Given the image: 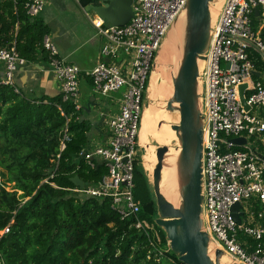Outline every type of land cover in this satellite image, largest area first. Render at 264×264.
Wrapping results in <instances>:
<instances>
[{
    "label": "built area",
    "instance_id": "built-area-1",
    "mask_svg": "<svg viewBox=\"0 0 264 264\" xmlns=\"http://www.w3.org/2000/svg\"><path fill=\"white\" fill-rule=\"evenodd\" d=\"M187 1L134 0L133 18L124 26L106 25L99 17L91 19L103 43L97 66L85 76L91 80L94 93L102 97L119 93L121 98L117 102L118 113H99L106 129L104 142H89L88 149L85 147L81 153L91 167L94 160L105 163L107 173L96 183H85L83 189L76 186L68 190L77 197L111 199L122 218L135 217V227L143 231L145 227L137 217L141 207L134 196L142 101L157 55ZM44 6V0H28L27 13L39 16ZM256 11L264 19V0H225L213 17L212 38L200 65L204 116L203 230L210 236V252L223 250L228 264H264V157L257 150V137L264 134V81L255 78L257 68L250 56L253 47L245 41L254 42L264 51V42L252 28ZM42 44L49 67L61 84L62 100L75 105L77 112L84 111L79 101L80 69L61 57L50 35L44 37ZM27 63L15 47L1 48L0 84L13 86L19 92L15 74ZM244 84L250 110L243 107L240 98L239 88ZM239 137L246 138L247 143L241 146L242 150H233L236 145L231 139ZM70 141L66 127L60 154L52 161L51 178ZM236 203L242 205L241 223L233 216ZM9 231L8 226L1 235Z\"/></svg>",
    "mask_w": 264,
    "mask_h": 264
},
{
    "label": "trees",
    "instance_id": "trees-1",
    "mask_svg": "<svg viewBox=\"0 0 264 264\" xmlns=\"http://www.w3.org/2000/svg\"><path fill=\"white\" fill-rule=\"evenodd\" d=\"M27 1L0 0V49L15 47L31 63L48 61L42 43L50 27L27 13ZM91 2L79 0L83 7ZM262 24L254 13L253 31L264 42ZM250 56L257 70L264 69L253 48ZM18 90L0 84V166L7 170L0 174V264H183L167 251L166 233L156 224V200L141 159L135 163L134 196L146 231L135 227V217L122 218L111 199L77 197L68 190L76 187L75 176L88 185L107 173L105 163L94 160L91 167L81 156L91 140L85 112L64 102L61 93L35 97ZM66 127L71 141L51 178ZM5 176L15 192L6 190ZM8 226L9 233L1 235Z\"/></svg>",
    "mask_w": 264,
    "mask_h": 264
},
{
    "label": "water",
    "instance_id": "water-1",
    "mask_svg": "<svg viewBox=\"0 0 264 264\" xmlns=\"http://www.w3.org/2000/svg\"><path fill=\"white\" fill-rule=\"evenodd\" d=\"M214 1L188 0L172 26L173 28L181 18L184 19L181 42L178 45L177 71L172 77L173 94L166 103L167 111L179 113L178 124L171 125L178 139V153L173 154L168 146L159 145L156 148L157 163L152 173L151 184L158 212L156 224L164 230L171 251L183 264H221L224 256L221 249L210 252L211 240L203 230L202 218L204 116L199 77L200 63L205 59L204 54L213 34L211 5ZM133 2L134 0H92L86 10L103 19L106 25L124 26L133 18ZM256 14L258 15V11ZM245 41L264 57V51L257 48L254 42ZM246 88L247 84L240 86V98L243 107L250 110L245 99ZM231 142L236 146H243L247 140L239 137L231 139ZM142 149L144 152L145 148ZM170 159L175 160L180 195L178 207L168 200L161 188L162 172L164 167L169 166ZM72 181L81 189L85 187L84 180L79 176H75ZM241 208L240 203L232 207L233 216L238 223L242 221Z\"/></svg>",
    "mask_w": 264,
    "mask_h": 264
},
{
    "label": "crops",
    "instance_id": "crops-1",
    "mask_svg": "<svg viewBox=\"0 0 264 264\" xmlns=\"http://www.w3.org/2000/svg\"><path fill=\"white\" fill-rule=\"evenodd\" d=\"M221 1L222 0H219V3ZM224 1L225 0L221 2L220 8L223 6ZM219 3L218 0L214 1L211 5V9L214 10L213 5L215 4V6H217ZM86 7L84 8L86 9ZM90 13L92 12H88L87 10L85 11L88 22L82 19H77L75 21L67 20L66 22L59 20L55 23H52V21H44L50 27L49 35L51 36L54 44L57 46L61 57L65 58L67 62L76 65L80 69V86L82 81H85L90 87L91 92L92 84L89 82V78L85 76V73L91 71L97 66L103 40L97 35V30L91 22V16H88ZM93 16L98 17L94 13ZM263 25L264 19L261 27H263ZM160 71H163V74L161 75L160 72H158V74L163 76L162 80L164 84H166L167 78L164 74V69L161 68ZM2 73L3 66L0 65V77H2ZM256 74V76L264 81V69L257 70ZM156 77L157 72L153 75L152 81L154 78L156 79ZM15 81L27 95L35 97L41 95L54 96L61 93V84L56 79L55 74L49 67V62L47 60H39L32 63L28 62L26 66L20 67L15 74ZM96 101L97 99L94 96H90L91 103L93 102V104H96ZM90 105L92 104L87 106L82 105L85 108V113L83 115H87L85 120L88 121L91 126L90 138L93 139L96 145L102 144L106 139V129L103 128L101 120H96L90 117ZM109 111L115 114L118 113L119 104L117 107H111ZM257 150L260 155L264 157V134L257 137Z\"/></svg>",
    "mask_w": 264,
    "mask_h": 264
},
{
    "label": "rangeland",
    "instance_id": "rangeland-1",
    "mask_svg": "<svg viewBox=\"0 0 264 264\" xmlns=\"http://www.w3.org/2000/svg\"><path fill=\"white\" fill-rule=\"evenodd\" d=\"M44 1H45L44 9L39 16L47 22L52 21V23H55L56 21H59V20L66 22L67 20L75 21L77 19L86 20L88 22V18L85 14L86 9L80 5L79 0H44ZM215 1H217V0H215ZM221 2L219 3V0H218L219 4L217 6H215V4L213 5L214 6V10H213L214 16L216 15L218 10L220 9ZM88 16H91V19H92L94 17L93 12L90 13ZM177 48H178V40H177V45H176V53H177ZM158 55H159V53H158ZM158 55H157V58H158ZM157 58H156V65H155L154 69L157 67ZM177 59H178V57L176 56L175 60L172 63L164 66V69L166 71L165 76L167 78V82H166V84H164L163 80H161V77L159 78V81L161 84L160 95L157 97L156 101L150 100V89H151L152 75L150 78L148 91L146 93V99H147L146 103L152 104V106H154V107H156V106L161 107L163 109V114L165 115V120L163 122H158L157 127L162 126V127H166L168 129L169 128L171 129V125L172 124H178V121H179V113H178V118L177 119L174 118V120H173V116H172L173 114L166 110V103H167L168 99L171 98V96L173 94L172 77H173V75L176 74V71H177V68H176L177 67L176 64L178 63ZM166 63H168V61L164 62V64H166ZM152 74H153V72H152ZM160 74L162 75L163 71H160ZM166 90H167V93H165ZM79 91H80L79 101L82 105H85V106L89 105L90 96H94L97 99L96 104L90 105V107H91L90 117L94 118L96 120H100L99 113L101 110L106 111V110L111 109V107H117L118 106L117 102L121 98V94H119V93H113L110 95V97H102L101 95L94 93L92 88H91V92H90V87L88 86V84L85 81H82V84L79 88ZM170 91H171V95L169 96ZM144 110H145V108H144ZM86 116L87 115H83V118L85 119ZM143 116H144V111H143ZM142 120H143V117H142ZM92 141H93V139L90 140V142H92ZM93 143H95V142L93 141ZM159 145L168 146L173 154L177 151L176 149L178 148L177 141L166 140V142H164L163 144H159V143L155 142L154 140H150V142H149V148L151 150L150 154L156 153V148ZM142 148H145V150L147 149L145 146H140L139 158L141 159V163H142V165H143V167L147 173V176L150 180V183H152V179H153L152 173L149 171V167H150L149 164L145 162V152H143ZM171 166L172 165L170 164L167 167V169L165 170L163 180H165V178L168 176V173H169ZM3 173L6 174L7 170L0 166V174H3ZM7 178H8L7 176L1 177L2 182H6L5 183L6 190L8 192H15L16 189L14 187V183L7 182ZM19 194H21L20 191H19ZM174 201L176 202L177 198H175ZM221 262H222V264H228L227 261H225V260H221Z\"/></svg>",
    "mask_w": 264,
    "mask_h": 264
},
{
    "label": "bare ground",
    "instance_id": "bare-ground-1",
    "mask_svg": "<svg viewBox=\"0 0 264 264\" xmlns=\"http://www.w3.org/2000/svg\"><path fill=\"white\" fill-rule=\"evenodd\" d=\"M212 10V14L214 17V11ZM183 23L184 19L181 18L178 23L171 29V31L168 33V36L166 40L164 41L162 48L159 52L158 58H157V67L154 69L153 75L157 72V77L156 79L154 78L153 81H151V89H150V100L156 101L157 97L160 95V81L159 78L161 77V80L163 76H160L158 72H160L161 68L164 69V66L169 65L172 63L176 56L179 57V50L177 48V53H176V45H177V40H178V45L181 42L180 36L181 32L183 29ZM179 36V37H178ZM168 40V41H167ZM167 41V42H166ZM178 60V59H177ZM165 61H168V63L164 64ZM202 65V63H200ZM165 69H164V74H165ZM169 91V90H168ZM167 93V90L166 92ZM169 96L171 95V91L169 92ZM172 97V96H171ZM173 115V120L174 118H178V112L172 113ZM142 123H141V129H140V146H145L147 149L144 151L145 152V162L149 164V171L153 173L154 167L157 163V157L156 153L150 154L151 150L149 148V142L150 140H154L155 142L159 144H163L166 142V140H172V141H177L178 144V139L176 137L175 131L172 129H168L166 127H157L158 122H163L165 120V115L163 114V109L161 107H154L152 104H148L145 107L144 110V116ZM179 122V121H178ZM165 146V145H163ZM176 154L178 151L175 152ZM171 168L169 170L168 176L164 179V172L167 169L168 166L164 167L163 172H162V182H161V188L165 196L170 200L175 206H179L180 204V195L177 187V182H176V171H175V160L170 159ZM177 198V201L175 202L174 199ZM212 254V253H211ZM213 257V256H212ZM221 260L228 261V258L226 255L222 256Z\"/></svg>",
    "mask_w": 264,
    "mask_h": 264
},
{
    "label": "flooded vegetation",
    "instance_id": "flooded-vegetation-1",
    "mask_svg": "<svg viewBox=\"0 0 264 264\" xmlns=\"http://www.w3.org/2000/svg\"><path fill=\"white\" fill-rule=\"evenodd\" d=\"M147 99H146V95L142 101V107L145 108L148 104L146 103Z\"/></svg>",
    "mask_w": 264,
    "mask_h": 264
}]
</instances>
